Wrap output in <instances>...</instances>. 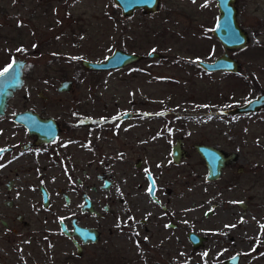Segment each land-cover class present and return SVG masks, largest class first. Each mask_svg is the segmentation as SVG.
I'll return each mask as SVG.
<instances>
[{
    "label": "rangeland",
    "instance_id": "obj_1",
    "mask_svg": "<svg viewBox=\"0 0 264 264\" xmlns=\"http://www.w3.org/2000/svg\"><path fill=\"white\" fill-rule=\"evenodd\" d=\"M235 5L237 20L250 40L243 49L228 51L240 63V71L230 74L205 72L197 65L198 59L210 61L223 53L212 34L218 16L215 0H160L155 13L138 9L125 16L113 0H0V71L17 57L26 59L25 84L14 104L30 106L28 99H37L41 90L56 102L48 103L46 114L65 119L67 111L63 109L71 108L55 98L64 102L90 99L84 109L96 112L99 121H111L98 128L99 172L117 169L109 164L119 138L113 131L122 135L129 129L142 137V145H131L126 152L130 178H142L150 171L164 188L177 193L170 199L173 220L179 225L173 233V241L179 238L177 243L161 244L158 239L166 232L157 233L149 226L153 236L142 245L133 236H126L130 228L119 227L118 218L105 215L100 223L105 236L96 247L99 256L94 264H224V259L234 254L240 255L238 264H264V108L242 116L221 113L264 93V0H236ZM114 49L135 52L142 58L102 72L81 65L82 59L103 61ZM151 51L160 56L148 58ZM65 79L72 80L71 91L58 93L56 88ZM35 104L39 107L42 101ZM123 112H131L133 117L117 128ZM176 137H182L188 151L180 165L171 160L170 146ZM2 139L4 142L5 136ZM199 143L237 152L238 158L217 180L207 181L206 165L194 148ZM138 159L142 160L141 169L134 165ZM131 186L98 189L94 195L112 204L108 200L111 192L121 196ZM50 187L55 192L51 205L36 209L29 206L34 204L28 201L29 184L18 181L11 191L1 186L2 201L15 200L30 227L15 219L18 211L7 213L1 201L0 237L8 231L1 223L4 219L10 227H20L19 241L27 239L31 231L38 237L35 241L46 234L49 238L42 244L31 241L22 247L20 256H9L13 258L8 260L2 256L0 264H90L86 260L90 256L77 258L71 242L60 236L58 219H64V213L77 212L71 210L72 205L65 206L56 192L58 187L64 191L62 185ZM240 201L246 204L245 209ZM79 202L78 198L76 210ZM130 203L135 213L132 228L140 233L144 226L139 225V218L147 215L141 208L151 213L159 208L147 197ZM118 213L119 222H126L128 217L121 210ZM114 226L117 230L109 235ZM188 231L206 240L193 248L187 240ZM7 244L0 239V249ZM107 250L112 253L109 257ZM19 257H25V262Z\"/></svg>",
    "mask_w": 264,
    "mask_h": 264
},
{
    "label": "flooded vegetation",
    "instance_id": "obj_2",
    "mask_svg": "<svg viewBox=\"0 0 264 264\" xmlns=\"http://www.w3.org/2000/svg\"><path fill=\"white\" fill-rule=\"evenodd\" d=\"M12 61L13 60L7 63L5 67ZM24 61L22 69L24 82L21 88L25 84L24 68L26 65V59H24ZM5 67H3V69ZM92 71L102 72L106 70ZM60 83L56 88L58 93L71 91V88L68 91H59L58 87L60 86ZM21 88L13 92L12 96L7 100L4 113L0 115V142H2L1 140H3L2 138L5 136V141L0 144V150H3L0 151V202L2 201V195H4L1 186L6 191H11L12 189L14 190L17 182L20 181L24 184H29L28 190L31 191V193L29 194L28 201L34 202V204L30 203L29 206L31 208L35 207L36 209L41 206L45 209L51 205L53 195L55 194L50 186L52 184H58L59 186L62 185L65 188L64 191H62L61 187H58L56 192L60 193L63 197L65 206L69 207L72 205L71 210L76 211L77 213L74 215L69 214L68 216V213H64L63 215L65 216L63 217L65 218L58 219L59 234L64 240L66 239L71 242L77 258L84 259L87 256H90V258H86L87 262L90 264H94L99 256L98 248L96 247L102 242L105 236V232L100 225L101 220L105 218V215H111L118 218L116 221L118 222L119 227L130 228L128 231L126 229V236H133L135 238L134 240L137 241V243H142V245L148 243V239L153 236V231L150 229L151 226L155 227L157 233L162 232L163 230L166 232L163 238L161 235V238L158 239L161 244H174L175 241L176 243L179 241L177 236L175 237V241H173V233L179 228V225L173 220L174 206L173 203H171L173 201L170 200L172 197H175L177 193L169 187L164 188L162 183H160L159 177L150 171H145L142 178H130L128 166L129 161L126 159V152L131 148V145H142L140 144L142 137L139 135L137 136L135 134L136 131H130L127 129L128 131L122 135L119 134V130L113 131L116 133V137L120 138L116 140V143L120 144V146L117 148L118 145L116 144V147L114 148L115 151L113 150L112 155L109 158V164H115L117 169H114L113 167V171L99 172L98 128L100 124H109L111 121H99L96 112L93 113L92 111L90 113L88 110L84 109V105H87L88 101H90V99L87 98H73L68 102H64V99L61 98H55L58 103H64L63 105L69 104L71 109H63V111H67L63 116H66L68 120H66V118H61L62 115L46 114L49 109L48 103L53 102V104H55L56 102L54 103L53 98H50L41 90H38L37 92V99H28L31 103L30 106L19 108L20 106L15 105L14 101L18 100L15 96ZM36 101H42L41 106L38 105L39 107H36ZM26 112L27 114L23 117H27L31 120L36 118L43 120L52 119L54 130L51 129L47 132V134H51L45 138L43 135L45 133L44 130H42L41 133L37 131L35 126H44L38 121L30 124V126L35 127L36 129L29 130L28 124L24 121L16 120L18 114ZM248 114L250 113L227 116H242ZM131 117H133L131 112H123L119 115L117 128H119L123 121L127 119L130 120ZM113 118L114 117H112L111 120ZM74 129H76V131H74ZM72 133H77V135H73ZM176 144L179 145L186 154L188 152L184 147V140L182 137H176L174 143L170 146L171 160L172 149ZM107 159L108 157H106V160ZM172 162L175 165H180L181 161L174 162L172 160ZM134 165L137 169H141L142 160L138 159ZM120 184H129L132 186L125 194H120L121 196H118V193L111 192L108 200H110L112 204L106 201L101 202L94 195V193H97L98 189L108 191ZM136 197L142 199V201L147 197L152 203H154L155 207L159 208V211H154V213H151V210L147 212L145 207L141 208V213L147 215L143 218H139V225L141 224L144 226V229L140 233L132 228L134 225L133 218L135 217V213L133 212V204H128V201L130 202L133 200L135 202L137 200ZM78 198L80 199V202L78 203V208L76 210L75 201ZM45 199L47 201L46 203ZM163 199L165 202L162 201ZM1 205H4L7 209V213H10L11 215L18 211L19 213H15L14 215L15 219L26 224V227H30L27 225L28 222L23 219V210L22 212L17 210L19 209V205L15 200L10 198L3 199ZM24 205L25 204H21V206ZM119 209L124 216L128 217L126 222H119ZM208 214H210V212ZM208 214H206V216ZM88 218H91L93 222H89ZM164 221L165 223L163 224ZM1 223L4 228L8 229V231L5 232L0 239H3V241L8 243L7 245L9 246H4L3 249H0V258L3 256L4 259L8 260L9 258H13L9 256H20L23 254L22 247L31 245L30 242L34 240V237L35 239H38L34 232L31 231L27 239L24 240L21 237L20 241L22 243H20V227H10V222L4 219H1ZM75 226L89 229L91 231L90 236L84 238L79 232H77ZM117 227L114 226L112 229L108 230L109 235H113L115 232L114 230H117ZM39 232L40 231H38V233ZM189 232L190 231L186 233L188 241ZM48 238L49 235L46 234L42 237L43 240H34L33 242L42 244L45 240L48 241ZM84 239L86 241H83ZM189 243L192 245L190 241ZM20 244L23 245L20 246ZM192 247L194 248L193 245ZM63 255V260H66L65 252ZM103 255L104 254L102 253V256ZM111 255L112 253L107 250V257ZM19 258H21V262H25V257ZM108 261L109 260H107V262Z\"/></svg>",
    "mask_w": 264,
    "mask_h": 264
},
{
    "label": "water",
    "instance_id": "obj_3",
    "mask_svg": "<svg viewBox=\"0 0 264 264\" xmlns=\"http://www.w3.org/2000/svg\"><path fill=\"white\" fill-rule=\"evenodd\" d=\"M218 9V16L216 18L215 25L212 29V34L221 43L223 47V53L215 57L213 60H197V65L204 71L215 72V71H225L232 74H237L240 71L239 61L231 56L228 51H233L237 49H243L250 40V34L243 29L237 20V7L235 5L236 0H215ZM114 4L120 9L122 15H131L135 10L141 9L143 13H155L159 10L160 0H113ZM160 53L151 51L147 54L148 58L159 57ZM142 58L141 54L135 52H127L121 49H114L110 55H108L103 61H92L88 59H82L81 65L87 69L91 70H111L120 69L133 62H136ZM15 64H13L12 69L5 74L4 77H0V115L4 113V109L7 100L12 96L13 92L23 85L22 69L24 66V59L16 58ZM12 61V62H13ZM12 62L10 64H12ZM9 64V65H10ZM7 65L5 68H7ZM4 68V69H5ZM1 70L0 72L4 71ZM19 74L16 77V74ZM14 77L16 80L14 81ZM72 87V80H63L58 87L59 91H68ZM264 108V93H259L255 97L247 100L246 102L236 105L230 108L223 109L221 113L223 115H240L247 113H254L260 111ZM26 113L18 114L16 120L24 121L28 124L29 130H36L41 133L42 130L45 131L43 134L46 138L51 133H48L54 126L52 119H34L31 120L27 117H23ZM126 116V115H124ZM40 122L44 126L32 127L30 124L32 122ZM54 130V129H53ZM196 152L203 159L206 168V180L213 181L217 180L225 167L234 162L238 158V153L231 151L227 152L214 145L199 143L194 146ZM186 156V152L181 149L179 145H174L172 149V160L174 162H179L182 157ZM242 167L238 168L241 172ZM45 199V203H46ZM240 206L245 209L246 204L242 201L239 202ZM207 212L206 214H208ZM77 232H79L84 238L89 237L91 231L87 228H79L75 226ZM188 239L194 247L201 246L205 241V237L197 234L194 231L188 233ZM95 240V239H93ZM97 240V238H96ZM83 241H86L85 239ZM240 259L239 254H234L226 259H224V264H238ZM211 264V263H206Z\"/></svg>",
    "mask_w": 264,
    "mask_h": 264
},
{
    "label": "snow or ice",
    "instance_id": "obj_4",
    "mask_svg": "<svg viewBox=\"0 0 264 264\" xmlns=\"http://www.w3.org/2000/svg\"><path fill=\"white\" fill-rule=\"evenodd\" d=\"M15 63H16V61H13L12 64H10L7 68L4 69L3 72H0V77H4L5 74L8 73L10 69H12L13 64H15ZM18 75H19V74L17 73V74H16V77H18ZM16 77L13 78L14 81L16 80ZM0 151H3V150H0Z\"/></svg>",
    "mask_w": 264,
    "mask_h": 264
}]
</instances>
